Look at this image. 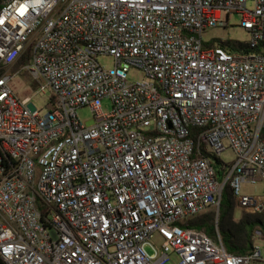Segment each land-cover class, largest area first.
I'll return each instance as SVG.
<instances>
[{
	"label": "built area",
	"instance_id": "1",
	"mask_svg": "<svg viewBox=\"0 0 264 264\" xmlns=\"http://www.w3.org/2000/svg\"><path fill=\"white\" fill-rule=\"evenodd\" d=\"M232 14L250 35L245 51L204 40ZM133 67L142 80L128 81ZM22 72L50 92L46 112L14 91ZM262 131L264 0H4L0 261L264 263L259 229L240 256L186 227L219 213L226 185L241 211L264 214ZM258 183L261 194L243 192Z\"/></svg>",
	"mask_w": 264,
	"mask_h": 264
},
{
	"label": "trees",
	"instance_id": "2",
	"mask_svg": "<svg viewBox=\"0 0 264 264\" xmlns=\"http://www.w3.org/2000/svg\"><path fill=\"white\" fill-rule=\"evenodd\" d=\"M3 1L0 0V8ZM219 43L229 51H245L248 48L246 43L238 41L227 40L219 41ZM27 60L28 54L19 60L15 68L25 64ZM260 136L264 138V131ZM237 207V200L230 186L226 185L222 191L219 213L209 211L193 217L186 227L202 231L213 239L219 236L226 251L230 254L240 256L250 254L254 249L253 233L259 229L264 235V214L243 212L241 218L237 220L235 218ZM0 264L3 263L0 261Z\"/></svg>",
	"mask_w": 264,
	"mask_h": 264
},
{
	"label": "rangeland",
	"instance_id": "3",
	"mask_svg": "<svg viewBox=\"0 0 264 264\" xmlns=\"http://www.w3.org/2000/svg\"><path fill=\"white\" fill-rule=\"evenodd\" d=\"M248 9H252V2L249 1ZM225 19V17H224ZM241 16L238 14H232L229 17V26L227 28H214L204 35V40H211V39H219L222 41H238L242 43H246L250 40V35L244 29H242L240 25ZM19 61H17L18 63ZM98 62L104 66L105 68L113 67V59L111 56H100L98 57ZM16 63V64H17ZM144 78L143 72L138 68H131L128 73V81L135 82L140 81ZM12 87L14 91L19 95L21 98L25 97L26 95L31 96V103L42 112H46L48 110V102L51 97L50 92L46 91L45 93L39 92V89L33 83L31 77L27 73H21L17 75L12 81ZM102 110L104 113H109L111 110V101L109 99H104L102 101ZM79 118L83 123H89L92 121V112L88 107L80 109ZM220 159L222 162L231 164L235 160V154L232 150H227L220 155ZM243 192L248 195H257L263 192V184L258 183L254 186L252 185H244ZM244 212V211H242ZM240 209H236L235 216L239 217ZM217 227V226H216ZM263 254L264 257V236L257 241L256 243ZM149 252H152L150 248H147ZM255 264H264V263H255Z\"/></svg>",
	"mask_w": 264,
	"mask_h": 264
},
{
	"label": "crops",
	"instance_id": "4",
	"mask_svg": "<svg viewBox=\"0 0 264 264\" xmlns=\"http://www.w3.org/2000/svg\"><path fill=\"white\" fill-rule=\"evenodd\" d=\"M236 209H238V207H237ZM235 213H236V210H235ZM242 213H243V212L240 210V215H239V217H236V216H235V218H236L237 220H239V219L241 218V216H242ZM263 236H264V235H263Z\"/></svg>",
	"mask_w": 264,
	"mask_h": 264
}]
</instances>
